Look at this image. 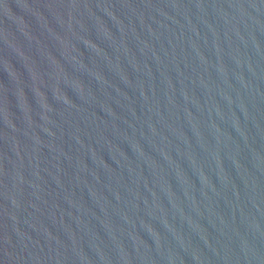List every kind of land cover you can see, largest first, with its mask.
Returning <instances> with one entry per match:
<instances>
[{
  "label": "water",
  "instance_id": "1",
  "mask_svg": "<svg viewBox=\"0 0 264 264\" xmlns=\"http://www.w3.org/2000/svg\"><path fill=\"white\" fill-rule=\"evenodd\" d=\"M0 264H264V0H0Z\"/></svg>",
  "mask_w": 264,
  "mask_h": 264
}]
</instances>
